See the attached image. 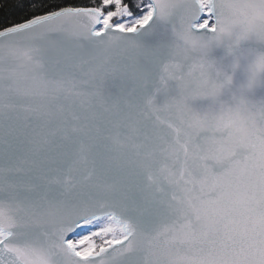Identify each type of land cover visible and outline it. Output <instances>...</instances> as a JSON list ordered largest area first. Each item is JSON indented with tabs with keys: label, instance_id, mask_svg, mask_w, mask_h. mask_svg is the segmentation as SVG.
I'll return each mask as SVG.
<instances>
[{
	"label": "snow or ice",
	"instance_id": "1",
	"mask_svg": "<svg viewBox=\"0 0 264 264\" xmlns=\"http://www.w3.org/2000/svg\"><path fill=\"white\" fill-rule=\"evenodd\" d=\"M0 264H264V0H0Z\"/></svg>",
	"mask_w": 264,
	"mask_h": 264
},
{
	"label": "trees",
	"instance_id": "2",
	"mask_svg": "<svg viewBox=\"0 0 264 264\" xmlns=\"http://www.w3.org/2000/svg\"><path fill=\"white\" fill-rule=\"evenodd\" d=\"M16 10L9 7L8 9L5 10H0V18H2L4 15H9L10 17H12L13 19H18L19 16H13V12H15Z\"/></svg>",
	"mask_w": 264,
	"mask_h": 264
}]
</instances>
